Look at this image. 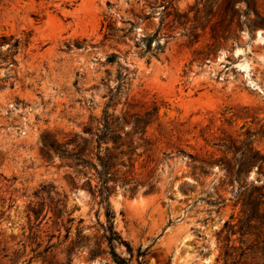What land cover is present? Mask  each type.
Listing matches in <instances>:
<instances>
[{
	"label": "rangeland",
	"instance_id": "obj_1",
	"mask_svg": "<svg viewBox=\"0 0 264 264\" xmlns=\"http://www.w3.org/2000/svg\"><path fill=\"white\" fill-rule=\"evenodd\" d=\"M206 2L0 0V37L22 41L8 60L10 42L0 46V264H117L93 167L114 146L97 137L110 119L124 125L110 202L130 247L116 252L129 264H225L226 223L264 185L256 166L228 179L236 155L221 146L250 132L264 154V30L215 40ZM246 252L238 264H264Z\"/></svg>",
	"mask_w": 264,
	"mask_h": 264
},
{
	"label": "trees",
	"instance_id": "obj_2",
	"mask_svg": "<svg viewBox=\"0 0 264 264\" xmlns=\"http://www.w3.org/2000/svg\"><path fill=\"white\" fill-rule=\"evenodd\" d=\"M264 0H207L205 7L214 10L216 8V15H218V21L213 24L211 27L212 38L217 40L220 38V34L223 32L233 33L234 27L239 28L242 31L244 28H248L250 34H252L257 29L264 30V10H261L259 3ZM245 3L246 10L239 16V13L242 11L239 6ZM245 15L246 20L242 21V16ZM253 15L254 18H250ZM0 46L4 43L10 42V46L6 52L4 60L12 59L13 55L18 51L19 47L22 45L20 39L14 37H0ZM14 62V60H12ZM2 88V86H0ZM124 124H128L125 122ZM149 124V121H140L136 122L133 128L134 133H142L145 135L146 127ZM122 123L118 120L110 119L105 121L103 128L97 134L99 146L102 144H107L113 142V148H106L108 154L104 157L99 156V164L93 165L95 167L101 186L98 190L99 193V203L105 208V217L106 225L103 226L105 240L109 247V253L113 260L117 264H129V262L116 252V244H125L130 250V247L126 241H123L120 235L115 230V214L111 206L110 197L114 192V186L117 181L114 177V168L116 167L117 157L114 156L112 151H117L123 142V127ZM128 135V134H127ZM247 138L244 142H240L241 146H238L237 140H231L229 144L221 143V146H224L227 151L235 152L236 162L233 164L231 161H226L223 164L226 168L227 178L232 180L237 178L238 180L247 178L248 173L256 166L260 174L264 175V154L254 147V142L251 141V138L254 136L252 133H247ZM87 142L80 138V142L75 139L76 148L72 150L71 158L75 161H78L75 166L83 165L86 163L83 158L84 148H81L79 143ZM52 148L53 145H51ZM235 150V151H233ZM202 164L209 166L210 164L202 161ZM202 168V167H201ZM241 215L237 223H226L227 231V243L224 246V257L225 264H238L241 258L247 253L246 250H249L255 258L260 256V259L264 261V185L261 188H257L254 194H247L244 191ZM239 234L241 236V243H250L247 245V249H242V247H236L230 245L231 235ZM229 261H231L229 263Z\"/></svg>",
	"mask_w": 264,
	"mask_h": 264
}]
</instances>
